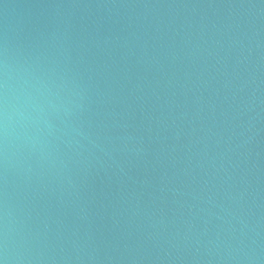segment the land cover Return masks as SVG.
Segmentation results:
<instances>
[{
	"label": "water",
	"instance_id": "1",
	"mask_svg": "<svg viewBox=\"0 0 264 264\" xmlns=\"http://www.w3.org/2000/svg\"><path fill=\"white\" fill-rule=\"evenodd\" d=\"M0 264H264V0H0Z\"/></svg>",
	"mask_w": 264,
	"mask_h": 264
}]
</instances>
